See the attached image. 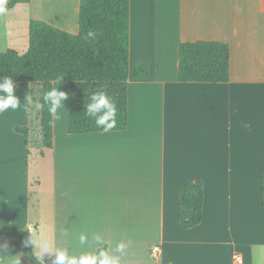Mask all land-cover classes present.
<instances>
[{"label":"crops","instance_id":"obj_1","mask_svg":"<svg viewBox=\"0 0 264 264\" xmlns=\"http://www.w3.org/2000/svg\"><path fill=\"white\" fill-rule=\"evenodd\" d=\"M78 8L29 0L0 13V52L25 53L33 20L77 34ZM197 41L228 45V82L178 81V45ZM128 48L126 129L69 135L54 120L41 176L38 120L25 104L0 113V231L28 229L42 264L41 239L70 255L104 248L120 264H264V0H129ZM137 63L147 78L133 77ZM194 179L202 220L181 230L178 190Z\"/></svg>","mask_w":264,"mask_h":264},{"label":"trees","instance_id":"obj_2","mask_svg":"<svg viewBox=\"0 0 264 264\" xmlns=\"http://www.w3.org/2000/svg\"><path fill=\"white\" fill-rule=\"evenodd\" d=\"M29 0H10L7 10ZM92 32V38L87 33ZM129 0H79L78 32L71 34L43 21L28 25V48L23 54L0 52V78L11 76L15 95L23 103L27 95L43 103L44 91L52 83L67 86V133L86 135L124 131L128 124L127 80L129 75ZM133 77H148V65L137 63ZM177 78L181 83H226L229 80V47L226 43L197 41L179 43ZM104 90L117 108L116 127L107 131L85 115L90 95ZM30 116L39 122L40 144L51 150L53 121L47 108L28 105ZM28 144L29 127H14ZM261 205L264 208V176L260 178ZM203 182L187 180L178 190V227L188 230L202 220ZM9 249L20 253L30 264H42L34 255L29 230L2 232Z\"/></svg>","mask_w":264,"mask_h":264},{"label":"clouds","instance_id":"obj_3","mask_svg":"<svg viewBox=\"0 0 264 264\" xmlns=\"http://www.w3.org/2000/svg\"><path fill=\"white\" fill-rule=\"evenodd\" d=\"M6 4L7 0H0V13L7 11ZM93 36L92 32L87 33L88 38ZM61 79L62 76L58 78L56 84L44 91L43 103L39 101V98L34 101L31 95L25 96L24 102L21 103L20 99L14 94L17 86L14 84L13 78L11 76L0 78V113L8 109L16 110L22 104L34 105L36 110H43L46 107L54 120H61L64 112V101L68 98L65 91L58 90ZM84 113L89 118L94 119L97 127H103L104 131L116 127L117 108L113 99L104 90L95 91L90 95L89 103L85 106ZM242 126L245 128L249 127L247 124ZM93 240L99 243L101 242V237L98 235L94 236ZM87 241V235L81 234L79 236L80 245H85ZM31 243L33 244L32 241ZM37 246L42 250V254L47 253L52 257V264H120L121 259L120 256L112 255L104 248L95 251H84L79 255H70L67 249L53 248L51 241L48 239H41ZM124 247V244L120 243L117 245L116 251L123 253ZM8 248V242L0 243V264H10L12 257H17L14 264H20L18 256L7 254ZM5 256L9 257L7 262Z\"/></svg>","mask_w":264,"mask_h":264},{"label":"rangeland","instance_id":"obj_4","mask_svg":"<svg viewBox=\"0 0 264 264\" xmlns=\"http://www.w3.org/2000/svg\"><path fill=\"white\" fill-rule=\"evenodd\" d=\"M34 1L40 5V0H34ZM54 84H56V82L52 83V86ZM58 90L65 91L67 93V86H66V84L65 83H62V82H59V88H58ZM63 106H64L63 119L66 120L67 119V99L64 101V105ZM60 121H62V119L61 120H58L57 122H60ZM49 152L50 151L45 150V157L42 158V161L43 162L40 160V176L42 175L41 174V169H42V164L44 163V159L46 158L45 161L49 162V159H50ZM26 230H28V229H26Z\"/></svg>","mask_w":264,"mask_h":264},{"label":"water","instance_id":"obj_5","mask_svg":"<svg viewBox=\"0 0 264 264\" xmlns=\"http://www.w3.org/2000/svg\"><path fill=\"white\" fill-rule=\"evenodd\" d=\"M5 238L3 236H0V242L4 241Z\"/></svg>","mask_w":264,"mask_h":264},{"label":"bare ground","instance_id":"obj_6","mask_svg":"<svg viewBox=\"0 0 264 264\" xmlns=\"http://www.w3.org/2000/svg\"><path fill=\"white\" fill-rule=\"evenodd\" d=\"M46 2V1H45ZM44 3V2H43Z\"/></svg>","mask_w":264,"mask_h":264}]
</instances>
